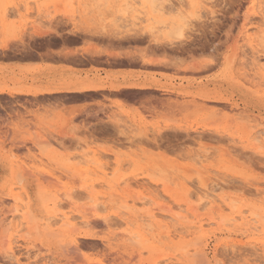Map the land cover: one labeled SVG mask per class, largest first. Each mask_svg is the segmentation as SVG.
<instances>
[{"label": "rangeland", "instance_id": "obj_1", "mask_svg": "<svg viewBox=\"0 0 264 264\" xmlns=\"http://www.w3.org/2000/svg\"><path fill=\"white\" fill-rule=\"evenodd\" d=\"M70 28L166 85L0 95V264H264V0H0V67Z\"/></svg>", "mask_w": 264, "mask_h": 264}, {"label": "crops", "instance_id": "obj_2", "mask_svg": "<svg viewBox=\"0 0 264 264\" xmlns=\"http://www.w3.org/2000/svg\"><path fill=\"white\" fill-rule=\"evenodd\" d=\"M44 37L56 41L48 52H37L31 58L10 55L3 62L0 95L36 100H81L95 94L127 93L166 85L161 63L138 57L135 64L126 46L73 28L47 32ZM40 114L46 116V112ZM50 115L55 121L53 125L59 127L64 117L58 113ZM73 133L61 138L62 146H54L60 151L72 152L82 147L80 139H92L85 133L77 134V139Z\"/></svg>", "mask_w": 264, "mask_h": 264}, {"label": "bare ground", "instance_id": "obj_3", "mask_svg": "<svg viewBox=\"0 0 264 264\" xmlns=\"http://www.w3.org/2000/svg\"><path fill=\"white\" fill-rule=\"evenodd\" d=\"M146 1H148V2H150V3H154L155 2V0H146ZM151 9V8H150ZM168 33H169V36L170 37H173V38H179L181 35H182V29H181V26L180 25H174V24H171L170 26H169V29H168ZM168 36V35H167ZM182 37V36H181ZM264 77V76H263ZM85 84V83H84ZM100 85V84H99ZM112 85V84H111ZM91 86H92V84H91ZM94 86V85H93ZM96 86V85H95ZM88 88H91V87H88ZM121 88V87H120ZM43 89V88H42ZM21 90V89H20ZM54 90V89H53ZM43 91V90H42ZM81 91V90H80ZM0 92H2V89L0 88ZM86 185V184H85ZM203 187H204V189H205V192H204V194H205V196L207 197V198H209L210 196H211V193H212V189L211 188H209L208 186H207V184L206 183H203ZM13 200H14V202H15V210H20V202H19V200L18 199H16V197H15V195L13 196ZM166 211H170V209H165ZM78 213H79V215L80 216H82V217H84V215H85V212H83V211H78ZM4 214V213H3ZM256 213H254V215H255ZM2 215V214H1ZM0 215V216H1ZM61 215L63 216V217H65V218H69L70 217V215H67V214H64V213H61ZM13 216H15V215H13ZM6 219H7V216L4 214L2 217H0V226H2L4 223H5V221H6ZM27 219V218H26ZM47 219V218H46ZM103 219H104V217H103ZM106 219V218H105ZM248 221H250V220H248ZM251 225V224H250ZM248 226V229L251 227V226ZM73 241V240H72ZM71 244H73L72 242H71Z\"/></svg>", "mask_w": 264, "mask_h": 264}]
</instances>
